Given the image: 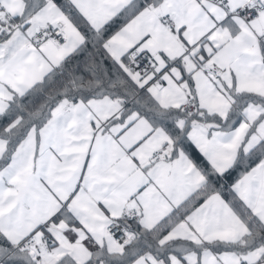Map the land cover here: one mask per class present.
<instances>
[{
	"label": "snow or ice",
	"instance_id": "6c2138e0",
	"mask_svg": "<svg viewBox=\"0 0 264 264\" xmlns=\"http://www.w3.org/2000/svg\"><path fill=\"white\" fill-rule=\"evenodd\" d=\"M0 264H264V0H0Z\"/></svg>",
	"mask_w": 264,
	"mask_h": 264
}]
</instances>
